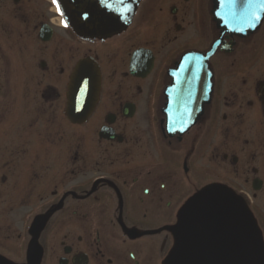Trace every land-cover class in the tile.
<instances>
[{
    "label": "flooded vegetation",
    "instance_id": "obj_1",
    "mask_svg": "<svg viewBox=\"0 0 264 264\" xmlns=\"http://www.w3.org/2000/svg\"><path fill=\"white\" fill-rule=\"evenodd\" d=\"M212 9L140 0L118 35L86 39L58 0H0V264H168L211 188L248 216L240 264H264V15L231 37ZM214 44L209 102L168 128L170 71ZM76 69L98 75L77 97Z\"/></svg>",
    "mask_w": 264,
    "mask_h": 264
},
{
    "label": "water",
    "instance_id": "obj_2",
    "mask_svg": "<svg viewBox=\"0 0 264 264\" xmlns=\"http://www.w3.org/2000/svg\"><path fill=\"white\" fill-rule=\"evenodd\" d=\"M73 31L86 39H105L122 32L130 23L140 0H58ZM212 19L220 34L237 37L252 32L264 15V0H211ZM255 16L256 19H252ZM217 44L206 54L187 53L175 70L170 71L166 113L175 119L168 128L184 133L195 124L203 106L209 102L211 72L208 61ZM74 72L71 91L88 94L98 84L93 69L84 74ZM82 85H84L82 87ZM79 86V89H78ZM177 101L171 93L178 92ZM71 99V98H70ZM182 216L194 219L200 229L181 220L180 241L168 264H240L242 245L249 228L248 216L240 204L226 191L211 188L208 193L189 203Z\"/></svg>",
    "mask_w": 264,
    "mask_h": 264
},
{
    "label": "snow or ice",
    "instance_id": "obj_3",
    "mask_svg": "<svg viewBox=\"0 0 264 264\" xmlns=\"http://www.w3.org/2000/svg\"><path fill=\"white\" fill-rule=\"evenodd\" d=\"M229 2L234 4V3L236 2V0H229ZM53 3L56 4V3H57V0H53ZM248 4H249V5L251 4V0H248ZM57 9H58V11H59V6H58V5H57ZM252 19H256V17L253 16ZM65 26H66V25H65Z\"/></svg>",
    "mask_w": 264,
    "mask_h": 264
}]
</instances>
